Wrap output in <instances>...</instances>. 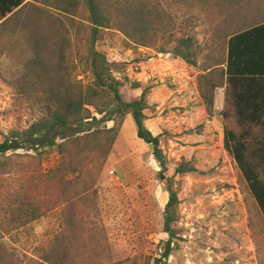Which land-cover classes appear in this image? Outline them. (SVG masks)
<instances>
[{"label": "rangeland", "instance_id": "374dc122", "mask_svg": "<svg viewBox=\"0 0 264 264\" xmlns=\"http://www.w3.org/2000/svg\"><path fill=\"white\" fill-rule=\"evenodd\" d=\"M47 1L24 0V5L60 15ZM77 1L74 26L67 23L69 58L78 68V80L90 84L93 78L82 57L91 24L84 0ZM209 2L211 11L205 13L202 6H186V0H162L176 20L168 49L191 37L199 64L194 69L158 48L128 47L118 31L105 33L97 49L119 64L113 74L123 83L120 92L125 101L141 96L142 90L133 89L132 82L152 86L146 125L161 137L170 163L168 177L174 180L180 200L174 225L177 249L162 264H264V218L224 148L225 125L240 132L236 119L225 122L219 114L209 118L193 79L202 72L201 66L223 52L217 32L226 15L224 2ZM15 43L9 36L0 39V142L42 117L38 108L17 98L12 86L23 75L28 58ZM141 57L149 59L136 63ZM113 126L111 122L107 128ZM100 153L82 144L65 153L63 168L58 149L37 160L24 151L8 154L10 162L0 172V264H41L56 246L67 249L65 264H154L161 259L169 240L164 232L169 194L158 179L161 168L152 149L138 139L130 116L108 156ZM183 161L192 162L198 171L176 175L175 167ZM21 204L40 209L41 218L19 228L24 222L17 211Z\"/></svg>", "mask_w": 264, "mask_h": 264}, {"label": "trees", "instance_id": "16d2710c", "mask_svg": "<svg viewBox=\"0 0 264 264\" xmlns=\"http://www.w3.org/2000/svg\"><path fill=\"white\" fill-rule=\"evenodd\" d=\"M226 15L218 25L223 52L205 65L210 72L198 77V89L209 118L214 116V94L226 87L223 119L235 118L240 132L224 127V148L234 159L258 209L264 218V8L255 0H221ZM89 13L91 36L82 57L86 72L93 78L90 84L78 80V68L70 61V25L79 3L77 0H49L47 5L60 12L57 15L36 6L24 5V0H0V39L9 36L16 41L24 61L23 75L12 84L18 99L38 108L42 117L23 131H15L0 142V172L9 162L8 154L24 151L35 160L58 149L66 165L65 153L84 144L107 157L126 117L133 119L138 139L152 149L161 170L158 179L165 184L169 200L164 211V232L169 236L161 259L162 264L176 251L178 238L174 228L176 211L180 204L174 180L168 177L169 160L161 137L147 127L148 96L152 86L132 82L133 89H141V96L125 101L120 92L123 83L113 74L119 64L109 61L97 49L105 33L118 31L127 39L128 47L158 48L161 54H170L190 66L195 61L194 40L185 36L172 49L175 17L163 7L162 0H84ZM207 2V3H206ZM186 0V6L201 8L210 13L209 0L195 4ZM231 4V5H230ZM231 6V7H230ZM248 14V16H247ZM249 14L251 16H249ZM70 23L68 25L67 23ZM247 30V31H246ZM169 33V37L167 36ZM255 40L236 51L239 40ZM260 36V37H258ZM254 37H252V40ZM164 41V44H158ZM15 47L8 52H14ZM21 54V55H22ZM149 58H137L140 64ZM255 60V61H254ZM226 65V69L224 66ZM126 81H129L126 78ZM113 122L112 128H107ZM255 130L258 134H255ZM70 148V149H69ZM5 159V160H3ZM76 171V170H74ZM192 162L183 161L175 167L176 175L195 173ZM24 222L19 228L37 221L42 214L35 206L21 204L17 209ZM11 213H14L10 209ZM11 232V228L7 230ZM67 249L56 248L43 256L41 264H65ZM3 260L0 259V263Z\"/></svg>", "mask_w": 264, "mask_h": 264}, {"label": "crops", "instance_id": "0c3cea01", "mask_svg": "<svg viewBox=\"0 0 264 264\" xmlns=\"http://www.w3.org/2000/svg\"><path fill=\"white\" fill-rule=\"evenodd\" d=\"M255 1H257V2H263V3H261V5L264 8V0H255ZM247 16H248V14H247ZM249 16H251V15L249 14ZM252 37H254L253 38L254 40H252ZM255 37L256 36H250V38H248L249 40H246V42H245V40H239L238 42H236L237 43L236 44L237 45L236 51L238 53H241L243 50H245L244 47H245V45H247V41H248V43L249 42L250 43L252 42V44H254L253 42L256 41L255 40L256 39ZM258 37H260V36H258ZM198 66H199V64L197 63V66H192V67L194 69L195 67H198ZM224 68L226 69V65L224 66ZM204 69H205V65L204 66H201V71L202 72L201 73H197L196 76L193 78L195 80L197 94H198V96H199L200 99H201V96H200V92H199V89H198V77L200 75H205V74H207V73L210 72V69L208 71H204ZM225 99H226V87L217 88L215 90V94H214V115L215 116H218V114L220 116L223 115V112H224V109H225ZM201 101H202V99H201Z\"/></svg>", "mask_w": 264, "mask_h": 264}]
</instances>
